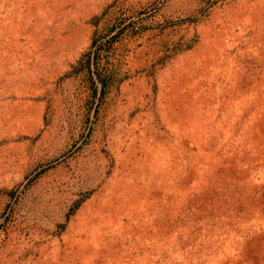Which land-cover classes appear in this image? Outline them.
I'll return each instance as SVG.
<instances>
[{
    "label": "rangeland",
    "instance_id": "obj_1",
    "mask_svg": "<svg viewBox=\"0 0 264 264\" xmlns=\"http://www.w3.org/2000/svg\"><path fill=\"white\" fill-rule=\"evenodd\" d=\"M0 264H264V0H0Z\"/></svg>",
    "mask_w": 264,
    "mask_h": 264
}]
</instances>
